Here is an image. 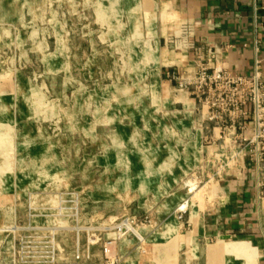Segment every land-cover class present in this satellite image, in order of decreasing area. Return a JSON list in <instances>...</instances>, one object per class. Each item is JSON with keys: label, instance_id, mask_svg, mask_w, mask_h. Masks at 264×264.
Listing matches in <instances>:
<instances>
[{"label": "rangeland", "instance_id": "rangeland-1", "mask_svg": "<svg viewBox=\"0 0 264 264\" xmlns=\"http://www.w3.org/2000/svg\"><path fill=\"white\" fill-rule=\"evenodd\" d=\"M94 27L78 0H0V264H99L133 237L174 264L178 217L217 193L145 64Z\"/></svg>", "mask_w": 264, "mask_h": 264}, {"label": "crops", "instance_id": "crops-1", "mask_svg": "<svg viewBox=\"0 0 264 264\" xmlns=\"http://www.w3.org/2000/svg\"><path fill=\"white\" fill-rule=\"evenodd\" d=\"M78 12L92 17L100 43L109 32L111 44H126L131 62L145 64L144 76L160 86L158 109L186 132L181 154L207 160L215 179L212 202L178 217L173 263L264 264V162L242 148L240 129L225 134L167 77L173 69L193 75L202 62L251 76L260 60L264 72V0H78ZM127 244L111 248V259L99 264H151L136 238Z\"/></svg>", "mask_w": 264, "mask_h": 264}, {"label": "built area", "instance_id": "built-area-1", "mask_svg": "<svg viewBox=\"0 0 264 264\" xmlns=\"http://www.w3.org/2000/svg\"><path fill=\"white\" fill-rule=\"evenodd\" d=\"M167 77L206 108L208 120L216 122L225 134L233 135L240 129L242 148L264 162V72L260 60L251 76L211 68L202 62L193 75L185 76L173 69ZM135 234L144 240L142 235ZM110 248L106 246L105 253Z\"/></svg>", "mask_w": 264, "mask_h": 264}, {"label": "bare ground", "instance_id": "bare-ground-1", "mask_svg": "<svg viewBox=\"0 0 264 264\" xmlns=\"http://www.w3.org/2000/svg\"><path fill=\"white\" fill-rule=\"evenodd\" d=\"M126 226H127L129 229H131L132 231H134V229H133V226H132V225H130L129 223H128V224H126Z\"/></svg>", "mask_w": 264, "mask_h": 264}]
</instances>
